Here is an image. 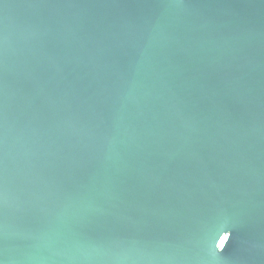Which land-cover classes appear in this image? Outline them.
Here are the masks:
<instances>
[{"label": "water", "instance_id": "1", "mask_svg": "<svg viewBox=\"0 0 264 264\" xmlns=\"http://www.w3.org/2000/svg\"><path fill=\"white\" fill-rule=\"evenodd\" d=\"M0 264H264V0H0Z\"/></svg>", "mask_w": 264, "mask_h": 264}, {"label": "clouds", "instance_id": "2", "mask_svg": "<svg viewBox=\"0 0 264 264\" xmlns=\"http://www.w3.org/2000/svg\"><path fill=\"white\" fill-rule=\"evenodd\" d=\"M226 238L229 239V236L227 235ZM224 248H225V243H223V242L216 245V249L218 252H222L224 250Z\"/></svg>", "mask_w": 264, "mask_h": 264}]
</instances>
